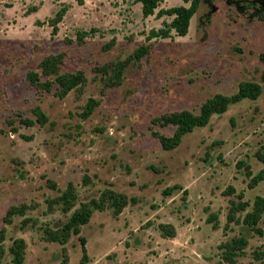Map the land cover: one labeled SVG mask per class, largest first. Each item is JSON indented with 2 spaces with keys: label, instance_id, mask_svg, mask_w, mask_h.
I'll return each instance as SVG.
<instances>
[{
  "label": "rangeland",
  "instance_id": "obj_1",
  "mask_svg": "<svg viewBox=\"0 0 264 264\" xmlns=\"http://www.w3.org/2000/svg\"><path fill=\"white\" fill-rule=\"evenodd\" d=\"M179 6L188 5L163 0L144 19L135 0H0L2 264H11L8 250L16 239L27 243L25 264H60L63 247L46 241L45 231L108 190L126 196L128 206L119 216L110 207L95 211L65 246L68 264H80L81 239L88 264H229L222 245L241 236L249 244L235 264H258L254 252L263 238L236 222L226 226L231 203H249L235 216L242 222L256 197H264V181L251 188L246 176L247 166L253 176L264 171L258 158L264 156V0H203L186 37L148 42L152 30L173 19L158 12ZM63 7L68 12L54 36L49 23ZM80 32L88 34L84 42L77 40ZM141 45L152 50L137 62L133 55ZM58 55L61 72L81 70L88 81L65 98L56 95L57 85L39 93L27 79L29 72L41 74L44 59ZM127 60L117 81L116 65ZM248 81L262 86L257 100L232 105L178 148L165 151L153 137L152 130L175 132L172 126L151 129L153 119L184 110L198 114L208 99L232 96ZM89 99L101 105L85 120L80 114ZM36 107L49 122L22 124L35 121ZM70 184L78 201L64 214L50 202ZM175 186L182 190L163 194ZM19 205L30 208L27 214L5 224L9 208ZM211 215L217 229L208 223ZM162 226H172L175 237L165 238Z\"/></svg>",
  "mask_w": 264,
  "mask_h": 264
},
{
  "label": "trees",
  "instance_id": "obj_2",
  "mask_svg": "<svg viewBox=\"0 0 264 264\" xmlns=\"http://www.w3.org/2000/svg\"><path fill=\"white\" fill-rule=\"evenodd\" d=\"M6 1V0H4ZM185 5L174 7L168 10H161L158 12L157 17L162 18L163 16L172 17L170 23H164V27L160 30H152L147 41L150 42L154 39H169L173 35L177 37H186L189 33L191 21L197 14L203 0H182ZM137 4L141 5L142 16L147 19L156 14L163 0H135ZM38 11V9H34ZM68 12L67 7L61 8L50 20V26L52 28V34L56 36L59 32V24L65 18ZM31 14V13H29ZM264 16V15H263ZM264 18V17H263ZM95 31L92 30L90 34H94ZM88 36L86 32H80L77 34V40L79 42H84L85 38ZM116 40L113 39V43ZM152 50V45H141L138 47L133 55V59L137 62L142 61L144 58L149 57ZM261 61L264 62V54L260 56ZM127 60L124 63L116 65V75L117 81H120L123 76ZM64 60L61 55L52 56L44 59L40 65L41 74L36 72H29L27 74V79L29 84L34 87L39 93L51 92L54 86L57 85L56 95L60 98H65L69 93L78 89L81 86L87 84V77L84 71L78 70L74 73H63L61 72V66ZM44 78V79H43ZM264 80V76H263ZM262 94L261 84L248 81L243 82L239 85L237 93L232 96H225L217 94L214 97L208 99L200 108L198 114H194L188 110L181 112H175L157 117L152 120V128L156 126L175 128V132L172 136H165L159 132L152 130V135L161 144L165 151H172L178 148L184 137L192 133L197 128L206 127L214 116H222L225 114L232 105L238 104L244 100H257ZM101 105L100 101L95 99H89L84 106L83 112L80 116L83 119H88L94 113L95 109ZM33 115L35 116V121L25 119L22 124L32 127L35 124L41 126L46 125L49 122V118L42 111L40 107H36L33 110ZM260 160L264 161V156L258 155ZM244 166V163H239L238 167ZM246 176L250 179L249 186L251 188L256 187L258 184L264 181V171L258 175L253 176V173L249 166L246 167ZM89 179L84 178V183L87 184ZM52 188H56V185L52 182H48ZM181 189L179 186H175L164 191L165 196L171 195L174 190ZM182 190V189H181ZM187 195V191H184V196ZM78 201V194L75 187L70 184L63 194L50 202V204L60 205L61 210L64 214L70 213L75 209ZM129 199L126 196L119 195L113 191H106L100 200H92L87 203L80 204V207L75 209L73 214L69 217L67 222L56 230L47 229L44 233V239L51 243L60 244L63 249L62 252L65 255L63 261L60 264H68V258L66 257L65 246L69 242L73 235H79L80 229L86 226L91 221V218L95 211L103 212L107 208H112L114 210V216H119L123 210L128 206ZM249 203L239 202L238 204L231 203L230 212L228 215V224L236 222L237 224H242V226L248 232H253L254 234L260 236L264 240V197H256L251 211H248L240 222V219H235L238 212H246L249 208ZM29 207L26 205L12 206L6 213L3 222L7 225L12 224L13 219L17 216L23 217L29 211ZM216 217L211 215L208 219V223L213 224V228H218V223ZM28 220H25L22 226H27ZM162 234L165 238L175 237V229L172 226L166 227L162 226ZM6 229L3 228L0 231V264L7 253L3 246L5 241ZM249 241L246 237L241 236L237 239H233L231 242L224 243L222 245L223 254L222 258L225 262L229 264H235V258L243 253L244 249L247 248ZM82 245V257L80 259V264H88L89 257L86 249V243L84 239H81ZM11 256V264H25L26 253H27V243L24 239H16L13 241L11 247L8 250ZM255 261L258 264H264V245L254 252Z\"/></svg>",
  "mask_w": 264,
  "mask_h": 264
}]
</instances>
